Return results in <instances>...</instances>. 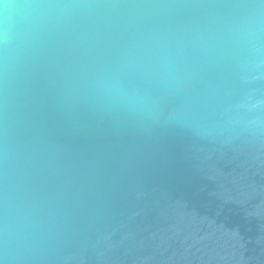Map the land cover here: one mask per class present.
Returning a JSON list of instances; mask_svg holds the SVG:
<instances>
[{"label": "water", "instance_id": "water-1", "mask_svg": "<svg viewBox=\"0 0 264 264\" xmlns=\"http://www.w3.org/2000/svg\"><path fill=\"white\" fill-rule=\"evenodd\" d=\"M0 264H264V0H0Z\"/></svg>", "mask_w": 264, "mask_h": 264}, {"label": "clouds", "instance_id": "clouds-1", "mask_svg": "<svg viewBox=\"0 0 264 264\" xmlns=\"http://www.w3.org/2000/svg\"><path fill=\"white\" fill-rule=\"evenodd\" d=\"M9 9L15 10V9H17V7L14 6V5L3 4V6H2V15H3V20H4L5 24L11 19V16L14 14V12L10 13Z\"/></svg>", "mask_w": 264, "mask_h": 264}]
</instances>
